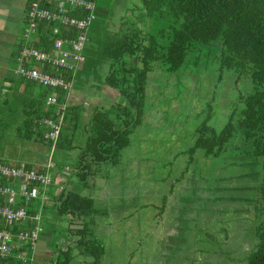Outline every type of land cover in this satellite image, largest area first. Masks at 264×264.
<instances>
[{
	"label": "rangeland",
	"instance_id": "obj_1",
	"mask_svg": "<svg viewBox=\"0 0 264 264\" xmlns=\"http://www.w3.org/2000/svg\"><path fill=\"white\" fill-rule=\"evenodd\" d=\"M141 2L96 0L90 38L97 50L99 39L115 43L124 34L131 37L141 30L145 35L166 25L165 20L142 17ZM221 52L220 42L212 41L197 45L175 71L155 64L147 75L130 146L114 164L100 166L94 178L85 176L82 182L79 167L67 178V188L75 186L74 191L93 198L99 212L93 216V231L104 246L100 264H235L242 250L255 242L253 229L264 219L261 159L249 154L237 131L220 155L208 156L194 148L201 125L220 131L229 118L237 123L241 100L253 92L250 76L221 65ZM118 54L116 48L106 49L103 58L98 53L90 85L99 77L105 81L110 64L123 62L122 56L115 59ZM88 74H76L72 92L83 94L89 104L105 106L112 118L124 116L121 113L129 107L126 98L114 89L115 96H106L91 88ZM88 121L82 115L81 128ZM9 147L18 153L15 143ZM76 147L83 149V145ZM49 150L37 142L31 154L17 163L40 167L61 157L65 164L78 166L74 157L80 155L78 148L70 157L65 150H57L53 157ZM7 161L4 164L16 167L12 158ZM56 168L61 165L51 169L53 174ZM13 206L17 208L15 198ZM53 228L55 238L65 235L53 221L45 232Z\"/></svg>",
	"mask_w": 264,
	"mask_h": 264
},
{
	"label": "trees",
	"instance_id": "obj_2",
	"mask_svg": "<svg viewBox=\"0 0 264 264\" xmlns=\"http://www.w3.org/2000/svg\"><path fill=\"white\" fill-rule=\"evenodd\" d=\"M31 1L27 0L19 39L11 54L12 67L16 65L17 55L25 44L22 35L27 24L26 11ZM141 1L142 17L151 16L153 20H165L166 25L149 30L145 35L141 30L134 32L135 40H133V34L131 37L124 34L122 39L115 43L107 42L104 38L99 39L98 53L102 55L106 49L116 48L119 54L115 59H120L122 56L123 62L110 64L109 75L104 82L110 88L117 90L119 96L126 98L129 107L127 112L123 110L125 113H121L124 116L118 114L115 118L110 116L111 112L95 111L93 113L90 118L91 126L88 128L89 134L84 143V155L93 154L92 162L104 160L114 164L115 159L120 158L121 151L131 144L130 134L133 133L139 121L147 75L154 69V65L158 64L168 71H175L183 65L188 53L194 51L197 45L218 41L222 46L221 65L250 76L254 88L252 93L241 100L243 108L237 123L229 118L220 131L205 124L201 125L197 129L194 148L202 150L208 156L220 155L233 139L236 131L239 132L249 154L261 159L260 191L264 202V0ZM68 14L75 17L84 16V12L77 8L70 10ZM54 27H58L57 36L73 34L71 30H67V27L64 28L57 23L39 22L37 35L29 45L49 51L56 37L52 33ZM88 29L83 53L91 39ZM134 58L135 62H133ZM51 71L53 74H61L65 80L75 77L66 70L51 69ZM3 82L8 85L5 87L3 103H0L1 133L6 134L12 130L22 141L42 142L51 150V143L44 136L48 128L41 123V120L46 116H54L56 107L47 106L45 100L47 95L55 92L59 101H63L66 93L24 80L14 75L13 71L7 73ZM10 99L18 101L14 109L3 107L4 103L8 105ZM80 109V106L66 104L62 127L52 156L57 150L69 151L78 144L82 116ZM101 153H106L108 156H100ZM86 156L79 160L81 171L89 167ZM0 163H4L1 158ZM14 165L19 166V163ZM54 165L53 162L48 168L51 181V169ZM26 168L47 170L45 165L42 167L28 165ZM84 173L87 176V173ZM51 181L44 193L49 189ZM23 182H26L29 191L37 188L39 195L26 201L23 196L17 194L15 203L17 207H25L27 213L34 216L39 209V197L43 192L40 184L0 175V186L17 189ZM7 198L9 199L8 195L0 193V204L8 205ZM50 198L53 200L51 205L54 214L53 222L61 226V231L67 235L65 241H69L66 249L57 250L55 264H100L104 246L93 231L95 225L93 216L99 213L95 209L93 198L66 188H63L58 195H51ZM61 221H65V225H62ZM34 225L35 221H5L0 218V228L10 229L16 237L14 246L8 254L0 256V264L34 263V258H30L33 256L34 243L28 238L17 237L20 232L30 231ZM253 234L255 242L253 240L249 249L242 250L241 257L234 259L235 264H264V219L254 227ZM21 255L25 256V260L21 258ZM86 257L90 259L86 260ZM77 258L79 261H76Z\"/></svg>",
	"mask_w": 264,
	"mask_h": 264
},
{
	"label": "built area",
	"instance_id": "obj_3",
	"mask_svg": "<svg viewBox=\"0 0 264 264\" xmlns=\"http://www.w3.org/2000/svg\"><path fill=\"white\" fill-rule=\"evenodd\" d=\"M42 3H45L42 5ZM78 9L84 12L83 17H75L68 14L70 10ZM27 24L23 30L24 46L19 51L16 59V65L12 67L13 73L28 81L37 83L51 90H59L67 94L72 88L73 79L65 80L61 74H53L51 69L66 70L74 77L85 61L83 47L87 41L86 31L95 18V0H32L26 11ZM39 22H54L67 30L73 32L72 35L57 36L58 27L52 30L56 35L52 42V48L49 51L41 50L29 45L37 35V25ZM66 96L63 101H59L58 95L50 93L47 95L45 103L47 106L56 107L54 116H46L41 120L48 130L44 134L45 138L51 143L50 154L56 146V142L62 127L64 112L66 108ZM52 166L50 160L45 164L47 170L39 171L21 166L9 167L0 163V175L3 177L31 181L40 184L45 195L46 186L51 181V175L48 168ZM26 182L19 184L17 189L12 187L0 186V193L9 196L8 205H0V218L5 221H35V225L30 231L20 232L17 237L20 239L28 238L32 243L36 240L38 234L42 231L40 224V212L34 216L27 213L25 207L13 206V199L20 194L29 200L38 197V189L27 190ZM40 196V197H41ZM15 235L10 229L0 228V256L8 254L14 246ZM25 260V256L21 255ZM30 258H33L30 257ZM33 263V262H32ZM30 263V264H32Z\"/></svg>",
	"mask_w": 264,
	"mask_h": 264
},
{
	"label": "crops",
	"instance_id": "obj_4",
	"mask_svg": "<svg viewBox=\"0 0 264 264\" xmlns=\"http://www.w3.org/2000/svg\"><path fill=\"white\" fill-rule=\"evenodd\" d=\"M26 3H27V0H0V103L1 102L3 103V97L5 96V93H6L5 87L8 85V83L3 82L4 78L6 77L9 71L12 72V66L10 63L11 54H12L13 48L15 47V44L17 43L19 39V35L21 32V28H22V19L25 13V8H26ZM95 14H96V7H95ZM122 23L123 21L119 23V25H121ZM90 30L91 28L89 27L88 29L89 36H90ZM84 55H85V61L76 74L78 75L79 73L81 76L83 72L89 73L87 76L88 83H89L87 84L88 86L94 89H98L99 92H102V94L106 96L107 95L115 96L116 93L113 92V89L110 88L104 82V79H102V77L101 78L99 77L96 83H93L92 85H90L89 81L90 80L94 81L95 79L94 71H92V66L98 64L97 58H96L98 57V51L94 43H92L91 39H89L88 43L86 44V47L84 48ZM102 55L103 56L101 57L103 58L104 53ZM102 60L99 64L103 63ZM133 62H135V58ZM76 77L77 76L75 75L74 78ZM80 94L73 93L71 89L66 96V103L69 105L73 104L78 107L80 106L82 115L86 117V120L89 119L88 123L84 127L81 128L83 130L82 135L85 136L89 134L88 128L89 126H91L90 118H92L93 113L95 111H103L105 113H109L111 112V110L105 108V106L100 105V103L98 104L90 103L89 104L88 102H85L84 97L82 96L83 94L82 95ZM17 104H18V101H15L14 99H10V101L8 102V105H5L4 103L3 107H9V109H14L15 106H17ZM81 119H82V116H81ZM10 122H12L11 119H10ZM12 125L14 126V123H12ZM83 136L81 138V141H79L78 143V145H81L82 143L83 149L82 148L79 149V147H76V148L74 147L73 149L65 152V155L68 154L67 157L73 156V152L77 148L80 151L79 152L80 155L78 154V156H76V153H75L74 155L75 158L77 157L79 160H81V158H84L86 156V154L84 155V152H83L85 150L84 149L85 141H84ZM26 142H27V145H24V143ZM14 143L17 145L16 149L18 150V153H16V151L14 150H10V147H9L10 144L14 145ZM34 145H36L35 142L22 141L19 135L15 134V132H13L12 130L6 134L1 133L0 131V158L7 163H9L7 161V158H12L14 161L12 163H17L18 159L24 158L25 155L27 154H31L29 153L30 148L34 147ZM19 153L21 154L19 155ZM93 156H94L93 154H88L86 156L89 167H87V169L83 171H80L81 173L79 176L82 182L86 180L84 172L87 173V176L94 178L95 174H98V169H100V166L108 164L104 160H99V161L96 160L95 162H92L91 159ZM100 156L106 157L108 156V154L101 153ZM37 161L39 160L36 159V162ZM43 162L44 161L40 163H43ZM54 164H55L54 167H56L57 165H61V169L56 168L55 174L52 173V181L49 186V189L45 192V195L39 197L40 199L39 206H38L39 209L37 211L40 212L39 216H40V224L42 226V231L38 234L34 242V245H33L34 264H55V262L53 261L54 255H56L55 251L58 249H66V246L69 244V241L68 242L65 241V237H67V235H59V237L55 238L53 236L54 228L51 229L49 232H45L46 230L45 226L47 225V223L51 225L53 218H54V214L51 209L53 200L50 198V196L60 194L63 188L68 189L67 186H69V184L67 182V178L72 173L77 172L76 168L79 167V162H78V166L73 167L72 164H65L64 160L60 157L56 162H54ZM74 187L75 186L71 185L69 189L74 190ZM61 222H62L61 223L62 225H65V221H61ZM54 225L58 227V229L62 230L61 226L59 227L55 223ZM76 261H79V259L77 258Z\"/></svg>",
	"mask_w": 264,
	"mask_h": 264
}]
</instances>
